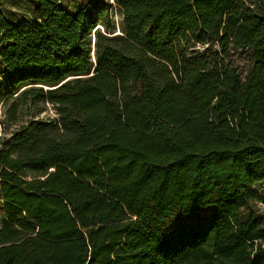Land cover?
Segmentation results:
<instances>
[{
	"label": "trees",
	"instance_id": "1",
	"mask_svg": "<svg viewBox=\"0 0 264 264\" xmlns=\"http://www.w3.org/2000/svg\"><path fill=\"white\" fill-rule=\"evenodd\" d=\"M0 11V264H264L262 0ZM248 50L245 77L231 57Z\"/></svg>",
	"mask_w": 264,
	"mask_h": 264
},
{
	"label": "rangeland",
	"instance_id": "2",
	"mask_svg": "<svg viewBox=\"0 0 264 264\" xmlns=\"http://www.w3.org/2000/svg\"><path fill=\"white\" fill-rule=\"evenodd\" d=\"M61 4L68 10L76 11L87 5L92 0H60ZM113 3L114 0H105ZM264 6V0H262ZM0 11L4 12L8 19L14 23H22L32 19L30 7L26 0H0ZM111 15L118 24L121 21V13L113 3ZM233 64L242 72L245 77L246 71L250 66V58L248 50H237L231 57ZM1 69V65H0ZM15 97H8L0 105V147L3 140L11 138L12 133L21 126L28 124L32 120L48 121L55 118V108L50 104L42 101L32 102L30 100H20L15 106V116L8 115L12 109L10 106L14 102ZM253 209L258 214H264V203L253 204Z\"/></svg>",
	"mask_w": 264,
	"mask_h": 264
}]
</instances>
